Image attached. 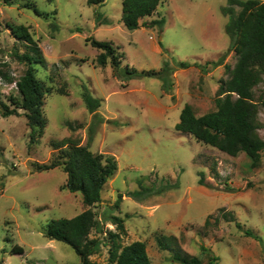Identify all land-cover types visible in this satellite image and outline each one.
<instances>
[{
    "label": "rangeland",
    "instance_id": "1",
    "mask_svg": "<svg viewBox=\"0 0 264 264\" xmlns=\"http://www.w3.org/2000/svg\"><path fill=\"white\" fill-rule=\"evenodd\" d=\"M121 4L0 0V102L12 107L10 97H20L15 81L26 64L16 55L30 50L12 25L25 26L40 49L44 64H34V73L49 87L41 107L46 125L36 144L29 143L26 111L18 108L5 117L0 104V263L81 264L68 244L43 230L51 219L73 217L88 206L79 192L65 187L62 166L39 170L36 164L58 158V148L87 145L116 164L92 206L102 230L91 229L89 237L119 233L104 220L111 213L123 218L120 243L144 242L151 264H179L172 257L177 252L197 256L201 264L212 257H217L212 264H264V151L253 167L243 151L231 156L174 128L185 104L200 116L215 110L216 98L226 94H220L229 76L225 66L236 62L221 13L227 1L160 0L152 15L140 19L145 25L134 30L123 25ZM161 16L162 27L147 24ZM90 38L108 41L118 65L111 56L100 64L104 51ZM164 62L169 90L156 77L129 78L125 71L159 70ZM85 88L100 100L93 112L82 99ZM252 95L258 102L256 131L264 139V82L252 87ZM166 183L175 187L156 190ZM140 184L153 190L135 198L130 192ZM15 244L21 254H11ZM111 244H102L88 259L109 264Z\"/></svg>",
    "mask_w": 264,
    "mask_h": 264
},
{
    "label": "trees",
    "instance_id": "2",
    "mask_svg": "<svg viewBox=\"0 0 264 264\" xmlns=\"http://www.w3.org/2000/svg\"><path fill=\"white\" fill-rule=\"evenodd\" d=\"M10 4L15 0H2ZM101 0H89L98 2ZM227 5L221 7V13L227 16L224 26L230 42V49L234 52L236 62L233 67L226 65L228 78L220 85V94L215 100L216 109L197 116L189 104H185L179 113V119L174 128L184 135H191L196 140L213 146L228 155L235 156L243 151L256 167L260 163L261 152L264 151V139L257 134L256 118L258 115V102L253 99L252 87L259 82H264V1L261 0H226ZM160 0H122L121 20L128 30L137 29L145 25L140 22L143 17L152 15ZM238 7V10L235 8ZM165 18L152 19L149 25L158 24L163 26ZM11 31L17 38L30 45L29 52L17 54L16 57L26 64L23 75L15 81L19 98L10 97V107L5 102H0L2 115L10 116L18 113L17 109H24L28 126L30 127L29 143L39 142L43 129L46 125V117L42 112L43 96L49 91L44 83L36 78L34 64H44V58L30 33L23 25L10 26ZM56 26H53V30ZM91 45L100 48L104 52L98 57V62L104 64L107 56H111L113 65H118L114 48L108 41L90 38ZM186 67L188 62H180ZM129 78L150 76L156 77L162 82V86L169 90L171 80L169 77V64L164 62L159 70H136L125 69ZM82 99L86 108L93 112L99 105L100 100L93 97L88 89L82 92ZM260 106L264 109V98L260 100ZM264 127V123H263ZM93 129L90 128V131ZM91 134V133H90ZM89 139L91 136L89 135ZM63 142H53L51 145L59 147ZM59 157L51 160L49 164H36L39 170H49L56 166H62L67 174L65 187L71 192H79L82 202L87 205L83 212L70 217L51 219L44 226L43 233L50 239H55L68 244L79 256L81 264H94L88 257L97 252L102 244L111 242L108 250L109 264H151L142 241H133L123 245L119 240V233L124 231L123 218L112 215L104 216V220L115 224L119 233L109 231L107 236L89 237L91 229L101 232L100 221L95 217L92 206L99 203L101 191L113 175L116 164L113 159L103 158L100 154H93L88 146H73L58 148ZM199 183L204 185V173L199 172ZM139 189L130 192L135 198L147 196L152 187L141 184ZM175 187L169 183L159 186L158 192ZM226 218L227 215L223 214ZM234 218L230 217L229 220ZM239 226V224L237 223ZM247 234H250L246 230ZM163 246L168 243L159 240ZM202 250L206 248L202 245ZM23 248L15 244L10 250L11 254H21ZM172 257L179 264H201L197 256L187 253H173ZM217 257H212L207 264ZM1 264V263H0ZM78 264V263H73Z\"/></svg>",
    "mask_w": 264,
    "mask_h": 264
},
{
    "label": "water",
    "instance_id": "3",
    "mask_svg": "<svg viewBox=\"0 0 264 264\" xmlns=\"http://www.w3.org/2000/svg\"><path fill=\"white\" fill-rule=\"evenodd\" d=\"M49 262H51L52 264H56V262H55V261H53V260H50Z\"/></svg>",
    "mask_w": 264,
    "mask_h": 264
}]
</instances>
